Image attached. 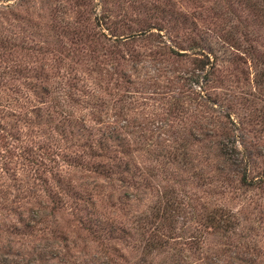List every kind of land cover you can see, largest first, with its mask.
Here are the masks:
<instances>
[{"label": "rangeland", "instance_id": "rangeland-1", "mask_svg": "<svg viewBox=\"0 0 264 264\" xmlns=\"http://www.w3.org/2000/svg\"><path fill=\"white\" fill-rule=\"evenodd\" d=\"M0 264H264V0H0Z\"/></svg>", "mask_w": 264, "mask_h": 264}]
</instances>
